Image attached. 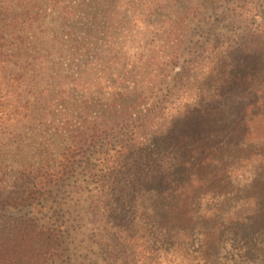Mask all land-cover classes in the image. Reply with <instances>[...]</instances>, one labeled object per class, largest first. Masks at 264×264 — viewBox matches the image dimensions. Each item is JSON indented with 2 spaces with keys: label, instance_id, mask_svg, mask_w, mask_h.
Listing matches in <instances>:
<instances>
[{
  "label": "trees",
  "instance_id": "obj_1",
  "mask_svg": "<svg viewBox=\"0 0 264 264\" xmlns=\"http://www.w3.org/2000/svg\"><path fill=\"white\" fill-rule=\"evenodd\" d=\"M42 1L0 0V119L9 117V86L26 84L41 102L52 103L48 111L36 105L35 119L41 126L55 122L63 136L52 163L21 165L17 188L0 193V212H26L6 226L0 220V264L58 262L66 229L58 216L37 213L48 208L43 206L50 190L76 166L93 183H79L87 194L76 197L91 216L85 223L91 233H124L134 247L146 235L139 251L117 252L112 261L101 257L95 264H170L177 257L178 264H237L243 257L264 264V241L249 234L264 231V196L240 203L232 200L233 190L226 196L246 177L258 187L264 174V0H164L172 5L171 22L157 11L168 8L160 0H93L84 12L82 37L107 39L95 43L96 62H90L101 71L85 66L65 84L43 81L31 71L36 55L27 49L46 30L38 23L42 12L34 10ZM137 9L142 31L134 18L126 27L113 25ZM117 27L126 31L123 37L131 34L127 52L112 41ZM126 56L132 68L124 71L120 59ZM161 57L169 64L183 62L171 74L147 71L149 59ZM116 64L121 71H114ZM202 69L209 71L205 78L211 71L217 77L198 81L196 71ZM61 102L58 120V109H52ZM24 105L31 107L28 100ZM247 162L243 177L237 170ZM256 165L262 167L250 175ZM224 231L248 233L233 237L240 240L230 256L220 255L230 246L219 234ZM176 242L182 247L178 254L164 247Z\"/></svg>",
  "mask_w": 264,
  "mask_h": 264
},
{
  "label": "rangeland",
  "instance_id": "obj_2",
  "mask_svg": "<svg viewBox=\"0 0 264 264\" xmlns=\"http://www.w3.org/2000/svg\"><path fill=\"white\" fill-rule=\"evenodd\" d=\"M164 5H168L165 10L157 9L159 13H165V22H171L173 18L172 15L168 14L167 11L172 8L171 4H167L164 0H160ZM264 3V2H263ZM93 0H45L41 2V7H36L34 10L42 12L40 14L39 27L44 31L45 36L41 40H34L30 44V48L27 49L30 55H36V59L33 60V70L36 71L38 78L43 77V81L56 83H66L68 81V75H74L75 71H83V67L88 66L92 68L90 62H96L95 52L98 53L97 45L105 42L107 39L98 36V39L93 38H83L84 36V12L93 7ZM264 7V4L262 5ZM81 8V9H80ZM143 9H146V4ZM68 11H76L72 18H65ZM66 13V14H65ZM146 13V12H145ZM139 9L133 13H126L125 18L121 22H113L115 24H122L127 26V23L131 19H135V24L139 25L136 27L137 31H142L144 22L142 18L138 17ZM155 16L154 18H157ZM155 23L157 26H161L159 21L156 19ZM164 22V23H165ZM151 23V22H150ZM34 25H38L34 22ZM150 25V24H148ZM116 26V25H115ZM73 27V28H72ZM122 30L117 27L116 33H112V41L118 42L125 51H129L132 46L131 34L127 33V36L123 37L126 31L123 33ZM149 36H147V40ZM88 42V43H86ZM96 43V44H95ZM94 46L96 48L94 49ZM45 47H47L45 49ZM93 49V50H92ZM38 54L36 52L40 51ZM153 51V49L151 48ZM36 51V52H35ZM90 51L89 53H87ZM154 53V51H153ZM131 56H126L121 58L124 64V71L131 69L132 64H130ZM147 57V56H146ZM164 57V56H163ZM159 58L156 61H150L146 64L148 66L147 71H172L178 70L179 64H182L183 60L180 59L179 64H169L165 58ZM119 60V61H120ZM169 60V59H168ZM1 62V59H0ZM153 62V63H152ZM165 65V66H164ZM121 63L119 64V67ZM144 66L142 69H144ZM114 71H121L118 68V64L113 66ZM0 71H2L0 69ZM8 71H17L16 67ZM85 71H89L86 70ZM90 71H101V67L97 66L92 68ZM143 71V70H140ZM209 71L202 69V71H196L198 81H206L207 83L214 80V75L217 71H211V73L205 78ZM72 77V76H71ZM205 78V79H204ZM71 80V78L69 79ZM66 89L68 91L70 84H67ZM8 89V88H7ZM26 89L24 92L23 90ZM27 85L24 84L20 88L17 86V82H14L9 86V91H13V95L10 92V106L7 111L9 112V117L7 114L4 118L0 119V193L11 192L17 188L14 186L18 183L19 168L23 164H30L37 166L38 164L43 165L46 161L49 163L53 162L55 157L56 147H60L63 134L56 129V124L54 123H40L35 119L36 116V105H41L45 107L48 111L52 107V103L41 102L40 97L27 91ZM19 90L21 95L19 96ZM59 91V90H57ZM60 95H66L67 92H59ZM6 97V96H5ZM79 97V96H78ZM19 99L18 101L16 100ZM101 100L105 99L104 93L100 95ZM24 100L30 101V105L25 106ZM70 105L69 101L67 100ZM65 106H62V102L56 105L52 111H57V119H61V111H63ZM6 112V111H5ZM8 118V119H6ZM57 131L58 136L53 133ZM264 133V131L262 132ZM46 147L48 149H46ZM57 161V160H54ZM248 162L243 164L237 171L244 177L245 170L248 166ZM262 166H255L250 175L257 173V171ZM81 168L76 166L72 169V173L68 178H66L62 183L57 184L50 190V194L47 198L44 208L41 212L37 213L38 216L44 219L54 218L58 216L60 220L57 223H61L62 229H66L63 232V243H62V256L56 258L58 261L56 264H95L101 263V257L106 258L108 261H112V256L117 252H128V251H139L142 249L141 241L146 237L144 234L142 239L136 242V247L131 246V241L125 239L124 233H91L93 229L91 225H86L85 223L91 220V216L86 217V211L83 212V203H77L76 197L81 199L87 194V189L79 187L78 184H85L86 181H91V179L84 180L85 174L81 173ZM251 177H246L248 181L246 183H239L237 189H228L230 191L227 194L230 195L232 200L240 203L245 200H253L257 198L260 193L264 196V174L259 175L256 180L258 187L253 181H249ZM243 179V178H242ZM241 179V180H242ZM91 183V182H90ZM93 185V183H91ZM89 187H92L89 185ZM36 211V209H34ZM24 210L11 209L6 210V213L0 212V220L3 221V225L6 226L11 221V219L21 217L25 215ZM33 215V213H31ZM51 214V217L49 215ZM65 221V222H62ZM7 223V224H4ZM66 227V228H65ZM221 234L226 240H229L230 246L222 247L220 249V255L227 254L230 256L237 250L234 249L238 245L240 239L233 240L234 236L245 237L248 233H228L224 231ZM254 234L257 240L264 241V231ZM101 239V241H99ZM106 243L104 248L102 243ZM186 250L191 252L193 248L191 245H187ZM169 251H176L178 254L181 251V245L176 242L175 246L167 245L164 246ZM186 251V252H187ZM245 251V250H244ZM106 254V256H105ZM180 257L173 259V263L178 264ZM262 260L254 257V260H250L247 257L237 260V264H261ZM164 264V263H163ZM192 264H194L192 262Z\"/></svg>",
  "mask_w": 264,
  "mask_h": 264
}]
</instances>
